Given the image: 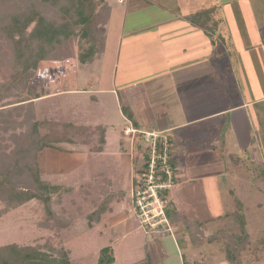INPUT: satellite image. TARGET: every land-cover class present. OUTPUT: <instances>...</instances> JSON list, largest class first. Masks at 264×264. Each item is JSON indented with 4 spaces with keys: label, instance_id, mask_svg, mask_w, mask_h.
Listing matches in <instances>:
<instances>
[{
    "label": "rangeland",
    "instance_id": "obj_1",
    "mask_svg": "<svg viewBox=\"0 0 264 264\" xmlns=\"http://www.w3.org/2000/svg\"><path fill=\"white\" fill-rule=\"evenodd\" d=\"M129 1L123 0L121 4L120 0H109L108 3L122 10L125 4L128 9L138 2ZM101 2L97 3L96 12L88 21L79 22L75 0H0V118L8 120L13 115V120H20L14 108L31 102L34 117L43 121L39 129L42 136L50 139L55 135H68L73 139L70 143L54 142L57 143L54 151L59 154L73 153L67 154V158L57 161L58 154L50 156L51 149L45 150L41 161L39 158L41 173L45 172L43 179L63 188L54 192L52 199L59 198V201L51 200L50 207L54 215L70 219L67 228L56 230L54 223L45 215L43 202L34 198L0 213V246L10 243L43 244L48 239L51 243L50 253L59 257L63 250L68 252L71 264H97L102 248L108 249V254L115 259L110 264H180L176 258L182 253L185 259L186 255L189 257L185 264H227V237L241 235L245 231L248 241L242 259L249 258L252 262L255 260L257 264H264V172L251 163L245 164V167L239 166L242 161L239 152H233L235 156L224 161L227 164L223 166L226 168V178H220L223 183L221 180L215 183L220 189V209L207 207L208 201L210 207L214 204L206 197L202 181L196 180L175 186L173 183L165 194L167 198L172 195L174 206H171V211L176 216V220L169 219L170 232L149 230L147 234L135 210L132 213L131 181L142 168L146 153V142L141 137L143 130L133 127L130 121L124 123L113 94L62 91L66 88L72 90L73 86H67V83L71 84V79L78 72L88 77H94L97 73L100 58H94L93 63H90L91 56L87 57L85 63L80 58L89 55L88 49H99L102 45L108 6L106 0L104 7L100 6ZM255 3L263 11L261 0H255ZM226 4L225 10L228 11L225 13L228 14L233 3L229 1ZM149 13L168 15L165 10H157L153 4L147 12L142 10L129 15H141L145 21ZM18 24L26 25L24 30L21 29L22 34L16 32ZM257 24H262V19L259 21L258 18ZM221 26L222 23L218 28ZM32 31L34 34L30 35ZM46 32L51 35H45ZM108 49L115 47L112 45ZM217 73V70L211 73L195 71L197 84L212 83V79L219 76L225 79L221 73ZM104 76L108 78V73ZM259 81L263 83V73H260ZM107 82V79H103V82L100 79L101 85L106 86ZM235 85L239 87L236 82ZM252 87L246 85L243 89L250 93ZM57 91L60 93L46 95ZM196 92L192 93V97L199 101L202 95ZM198 104L200 106L201 101ZM65 122L77 124L78 130H83V133L72 131L74 135L67 134L63 126ZM21 128H8L5 133L1 132L2 137L9 138L12 132L17 133ZM212 153L209 149L200 152L204 156H211ZM50 161L63 163L64 171L60 169L58 174L53 173L54 166L47 165ZM256 180L258 189L249 188V182L255 185ZM225 185L231 187V191ZM117 190L120 194L116 196L118 199L114 198L111 202L103 200V197ZM99 200L102 201L101 209L110 206L112 210L116 209L114 215L120 211L127 214L126 222L115 225H109L108 221L97 225L94 222L93 227L90 225L92 228L84 229L89 228L85 224L86 215ZM2 207L0 203V209ZM242 220L244 231L239 225ZM128 223L134 230L131 233H126ZM155 240L162 243L160 251H156ZM159 252L169 256L166 263L158 259Z\"/></svg>",
    "mask_w": 264,
    "mask_h": 264
},
{
    "label": "crops",
    "instance_id": "obj_2",
    "mask_svg": "<svg viewBox=\"0 0 264 264\" xmlns=\"http://www.w3.org/2000/svg\"><path fill=\"white\" fill-rule=\"evenodd\" d=\"M108 1L102 45L99 49H88L89 55L80 58L83 63L89 56L90 63L95 61L94 58H100L97 73L88 77L78 72L71 79V84L67 83V86H73L72 90L66 88L62 91L113 94L124 123L130 121L138 129L167 133L175 174L173 186L201 180L206 197L214 204L210 207L208 201L207 207L220 209V189L215 183L220 182L221 177L226 178L223 166L227 164L224 161L239 152L242 157L239 166L251 163L264 172V81L261 84L259 81L260 73L264 74V8L263 11L258 9L255 0H135L138 1L133 4L135 6L127 9L125 4L120 10ZM229 1L233 7L227 14L225 6ZM120 2L123 4V0ZM261 2L260 6H264V0ZM151 4L156 5L159 11L165 10L168 15L149 13L145 21L141 15H129L142 10L147 12ZM258 18L259 21L262 19V24H257ZM220 23L222 26L218 28ZM112 45L115 49H108ZM198 70L209 73L217 70V74L221 73L225 79L220 76L213 78L212 83L204 84L208 85L205 88L203 84H197L195 71ZM105 73H108V78ZM100 79L101 82L107 79L106 86L100 84ZM246 85H253L250 93L243 89ZM194 91L202 95L200 106L199 101L193 100ZM56 93L60 91L46 95ZM47 149H51L49 154L52 157L58 154L57 161L73 154H59L53 147ZM208 149L213 151L211 156L200 154ZM45 150L41 152L40 161ZM48 164L54 166L52 172L56 174L65 169L60 161ZM136 180L137 174L131 181L132 198ZM255 182V185L249 182V188L257 190L258 182ZM227 189L231 191V187ZM111 193L116 199L120 196L118 190ZM168 201L174 206L171 194ZM131 203L134 213L133 199ZM104 211L95 225L102 221L115 225L127 220V214L120 211L114 215L116 209L114 211L110 206ZM171 217L176 220L173 212ZM93 223L90 224L92 227ZM128 224L126 233H131L134 230ZM88 227L84 229L92 228ZM143 228L149 234L150 231ZM155 244L156 251H160L162 243L157 241ZM158 259L166 263L169 256L159 252ZM176 259L185 264L189 257L186 255L185 259L182 253ZM243 261L257 264L249 258Z\"/></svg>",
    "mask_w": 264,
    "mask_h": 264
},
{
    "label": "trees",
    "instance_id": "obj_3",
    "mask_svg": "<svg viewBox=\"0 0 264 264\" xmlns=\"http://www.w3.org/2000/svg\"><path fill=\"white\" fill-rule=\"evenodd\" d=\"M75 1L78 21L86 22L89 20L90 16L95 14L97 3L101 0ZM104 4L105 0H102L100 6L103 5L104 7ZM16 27H18L16 32L21 33V29L24 30L26 25L20 24L19 26L18 24ZM86 31L87 30L84 28L83 33L85 35L87 34ZM32 34H34L33 31L30 35ZM47 34L51 35L50 32H46L45 35ZM31 104V102H27L17 105L18 107L14 108L15 115H17L20 120H13V115L8 120H2L0 118V139H2L0 145V203L3 205L0 209V213L7 212L10 209L36 198L43 202L45 215L54 223L55 229L61 231L63 228H67L66 225L70 219H63L56 213V215H54L51 211V200L59 201V198L52 199L53 194L58 191L60 187L51 184L48 180L42 178L39 158L44 149L51 147L56 148L55 145L57 143L54 142L63 141L65 143H70L73 139L72 137H67L68 135L65 137H58L55 135L50 138L51 140L42 136L39 129L43 121H38L34 117V114L31 111ZM8 113L9 112H7V114ZM63 126L67 134L74 135L71 133L72 131H77V133L79 132L78 134L83 133V130H78V125L71 122H65L63 123ZM15 127L22 128L17 133L12 132L9 138L5 136L2 137L1 132L5 133L6 129H13ZM24 139L26 140L25 143L23 142ZM144 158H146L145 154ZM139 172L141 171L139 170ZM61 189L63 190V188ZM114 198L115 194L111 193L110 195L103 197V200L106 199V201H110ZM91 201L93 204L95 203L94 200ZM101 202L102 201L99 200L96 207L86 215V226H90L92 222L98 221L101 214L105 212L104 210L107 206L101 209ZM165 210L167 217L173 221L174 219L171 217V205L169 204ZM239 225L240 229L244 231L243 220L242 224L239 223ZM227 238H229V242L226 245V255L229 264H253L250 261L244 262L242 259V252L245 243L248 241V234L244 231L241 235H233L232 237L228 236ZM50 248L51 243L48 239L43 244L35 243L21 245L10 243L1 245L0 264H71L68 259V252L63 250L60 256L56 257L50 253ZM46 249L50 250L47 251ZM112 261L113 257L108 254V249L102 248L100 250L97 264H110Z\"/></svg>",
    "mask_w": 264,
    "mask_h": 264
},
{
    "label": "built area",
    "instance_id": "obj_4",
    "mask_svg": "<svg viewBox=\"0 0 264 264\" xmlns=\"http://www.w3.org/2000/svg\"><path fill=\"white\" fill-rule=\"evenodd\" d=\"M141 133L146 142V158L143 157L144 166L137 174V185L132 193L134 212L142 227L167 233L171 226L165 210L169 202L165 194L175 177L169 137L160 130H143Z\"/></svg>",
    "mask_w": 264,
    "mask_h": 264
}]
</instances>
